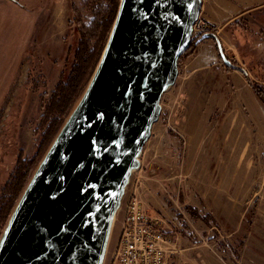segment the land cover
<instances>
[{
    "label": "rangeland",
    "instance_id": "rangeland-1",
    "mask_svg": "<svg viewBox=\"0 0 264 264\" xmlns=\"http://www.w3.org/2000/svg\"><path fill=\"white\" fill-rule=\"evenodd\" d=\"M89 2L0 0V196L20 159L34 161L31 178L40 164L43 107L71 72L81 27L94 26ZM223 12L213 3L201 15L248 76L227 69L212 40L181 59L122 200L136 195L161 220L165 264H264V106L246 81L264 92V10ZM122 221L120 209L103 264Z\"/></svg>",
    "mask_w": 264,
    "mask_h": 264
},
{
    "label": "water",
    "instance_id": "water-1",
    "mask_svg": "<svg viewBox=\"0 0 264 264\" xmlns=\"http://www.w3.org/2000/svg\"><path fill=\"white\" fill-rule=\"evenodd\" d=\"M202 0H120L97 68L0 238V264H103L112 226L192 43ZM223 65L227 59L213 33Z\"/></svg>",
    "mask_w": 264,
    "mask_h": 264
},
{
    "label": "trees",
    "instance_id": "trees-1",
    "mask_svg": "<svg viewBox=\"0 0 264 264\" xmlns=\"http://www.w3.org/2000/svg\"><path fill=\"white\" fill-rule=\"evenodd\" d=\"M89 4L93 12L92 24L94 23V26L91 28L81 27L80 39L74 54L71 72L67 80L60 81L57 84L50 99L43 107L44 110L40 117L38 131L45 149L37 162L38 164L44 158V155L65 124L66 118L72 112V107L76 100L81 98L86 90L107 44L116 19L120 0H90ZM196 40L192 41L180 60L190 57L195 52L199 45H195ZM246 81L257 100L264 106V92L257 85L251 83L248 78H246ZM33 165V160L20 159L11 172L0 196V230L9 221L14 211L16 200L20 198L21 193L26 189L31 178L29 175Z\"/></svg>",
    "mask_w": 264,
    "mask_h": 264
},
{
    "label": "built area",
    "instance_id": "built-area-1",
    "mask_svg": "<svg viewBox=\"0 0 264 264\" xmlns=\"http://www.w3.org/2000/svg\"><path fill=\"white\" fill-rule=\"evenodd\" d=\"M210 26L200 13L192 26L191 40L211 32ZM120 209L123 221L110 264H165L171 240L164 233L161 220L150 216L136 195L129 197Z\"/></svg>",
    "mask_w": 264,
    "mask_h": 264
},
{
    "label": "crops",
    "instance_id": "crops-1",
    "mask_svg": "<svg viewBox=\"0 0 264 264\" xmlns=\"http://www.w3.org/2000/svg\"><path fill=\"white\" fill-rule=\"evenodd\" d=\"M213 3L216 4L218 7H220L221 9H223L224 11L228 12V13L223 12L224 13L223 15L225 17H233L232 19L239 18L245 14H249L251 12H254L255 10H262V11L264 10V0H209V1L208 0H202L201 12H203L205 10V7L208 8V7L212 6ZM227 23H229V22H227ZM126 190H127V188H126ZM126 190H125L124 196L126 195V192H127ZM124 196H123V199H124ZM123 204H124V201H123V203L121 202V207H123ZM118 235H119V233H118Z\"/></svg>",
    "mask_w": 264,
    "mask_h": 264
}]
</instances>
